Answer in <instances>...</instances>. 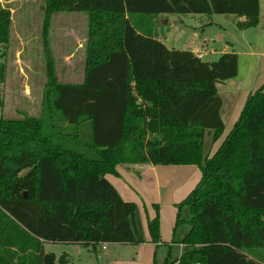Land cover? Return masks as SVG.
<instances>
[{"label": "trees", "instance_id": "1", "mask_svg": "<svg viewBox=\"0 0 264 264\" xmlns=\"http://www.w3.org/2000/svg\"><path fill=\"white\" fill-rule=\"evenodd\" d=\"M42 10L45 30L56 12L87 15L83 75L77 83L59 82L47 53L43 117H0V264H66L65 254L45 252L44 242L93 248L143 242L134 229L136 204L105 177L122 164L200 171L175 204L190 213L186 248L174 260L169 251L161 264H264V84L247 96L209 156L205 131L214 143L224 129L216 83L237 75L238 55L205 61L167 48L132 21L224 14L244 17L237 22L242 30L258 24L259 0H44ZM10 24V10L0 6V44ZM4 75L0 64V83ZM82 122L89 125L86 139ZM154 209L147 230L158 244Z\"/></svg>", "mask_w": 264, "mask_h": 264}, {"label": "crops", "instance_id": "2", "mask_svg": "<svg viewBox=\"0 0 264 264\" xmlns=\"http://www.w3.org/2000/svg\"><path fill=\"white\" fill-rule=\"evenodd\" d=\"M165 15L171 17L170 21L168 24L164 21L163 27L156 32V35L169 49L189 50L194 55L201 53L204 56L202 59L206 61L214 60L220 54L227 52L236 53L238 60L241 55L260 57L259 60L256 59L259 70L251 88L246 87L241 81L239 85L236 84V78L240 77L239 71L233 79L228 80L231 81L229 86L222 84V91L216 87L222 100L220 115L224 129L220 138L214 143H211V131H205L208 137L205 142L206 150L211 156L237 120L247 96L264 84V50H253L252 44H248L245 49H236L228 41L218 45L213 32L221 28L222 24L211 18L212 16L205 18L204 15L193 14L190 17L194 22L188 23L181 19H174L168 14ZM235 17L236 27L237 22L245 20L244 17ZM263 30L264 0H259L258 24L240 31L248 34L249 38L256 39ZM80 73L83 75V66ZM115 170L117 175L107 174L105 177L125 201L136 204L137 215L134 229L143 238V242L136 245L107 243L105 249H102L101 245L93 248L80 244H66L67 249L62 253L67 256L66 264H75L70 261L71 256L78 259L77 264H161L168 252L171 253L173 250L177 252L174 259L179 258L186 248L181 240L189 229L186 222L190 213L188 209L185 211L183 208L178 211L175 204L182 201L198 183L200 179L198 167L195 165L122 164L117 165ZM154 205L158 206L161 232V240L158 244L150 241L147 230L148 219L155 216ZM183 211H185L184 216H182ZM177 215L179 223L175 226Z\"/></svg>", "mask_w": 264, "mask_h": 264}, {"label": "rangeland", "instance_id": "3", "mask_svg": "<svg viewBox=\"0 0 264 264\" xmlns=\"http://www.w3.org/2000/svg\"><path fill=\"white\" fill-rule=\"evenodd\" d=\"M43 4L44 0H0V6L9 9L11 14L8 41L0 44V64L5 67L4 81L0 83V100L2 102L0 117L8 119H19L24 116L43 117L47 53L52 57L59 82H80L82 78L80 71L83 66L87 15L80 12H56L51 15L49 25L45 30L43 27ZM168 15L188 23L194 22L190 17L193 14ZM209 16L222 24L221 28L213 32L218 45L228 41L236 49H245L248 44H252L253 50H264V30L259 33L256 39H251L248 34L241 33L240 29L236 27L235 15H204L205 18ZM170 18L166 15L152 18L137 16L132 21L142 30L152 29L156 33L163 27L164 21L166 24L169 23ZM259 58V56L256 58L239 56L238 71L240 77L236 78L237 85L241 81L246 87H252L253 79L259 70V63L256 61ZM230 83L231 81L218 82L216 87L222 91V84L226 86ZM65 130L70 132L74 129L65 126ZM78 131L86 139L89 133L88 123L82 122ZM207 139V134H205V154H208L205 145ZM182 208L188 211L186 210L188 207ZM185 211H183L182 216H184ZM67 246L63 243H43L45 252H53L57 256L61 255ZM176 255L177 252L173 250L170 254V260H174ZM64 258L67 263V256L65 255ZM70 261L75 264L79 263L74 256L70 257Z\"/></svg>", "mask_w": 264, "mask_h": 264}, {"label": "built area", "instance_id": "4", "mask_svg": "<svg viewBox=\"0 0 264 264\" xmlns=\"http://www.w3.org/2000/svg\"><path fill=\"white\" fill-rule=\"evenodd\" d=\"M196 56L200 59H202L204 56L201 54V53H197ZM101 248L102 249H105V244H101ZM174 264H177V263H174Z\"/></svg>", "mask_w": 264, "mask_h": 264}]
</instances>
